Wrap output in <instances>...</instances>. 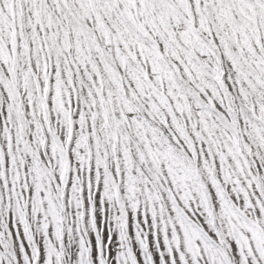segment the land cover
<instances>
[{"label": "snow or ice", "instance_id": "snow-or-ice-1", "mask_svg": "<svg viewBox=\"0 0 264 264\" xmlns=\"http://www.w3.org/2000/svg\"><path fill=\"white\" fill-rule=\"evenodd\" d=\"M0 264H264V0H0Z\"/></svg>", "mask_w": 264, "mask_h": 264}]
</instances>
